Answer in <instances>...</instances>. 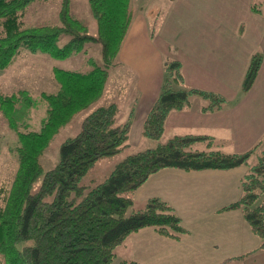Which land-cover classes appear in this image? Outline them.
Wrapping results in <instances>:
<instances>
[{
	"label": "trees",
	"instance_id": "trees-1",
	"mask_svg": "<svg viewBox=\"0 0 264 264\" xmlns=\"http://www.w3.org/2000/svg\"><path fill=\"white\" fill-rule=\"evenodd\" d=\"M34 1L0 0V69L11 63L21 47L45 51L60 59L96 42L101 45L102 61L91 62L92 66L83 72L55 69L59 89L41 96L47 109L40 128L17 130L12 150L18 168L12 182L0 189L4 192L0 205V264H111L115 248L143 227L176 236L183 230L165 202L150 198L142 210L127 213L132 204L130 194L162 169H231L248 164L251 153H225L210 149L211 141L205 137L175 136L127 155L103 180L85 184L82 179L87 171L99 159L119 153L128 140L129 123H118L117 105L107 102L85 116L79 132L61 144L56 165L43 171L39 157L52 136L103 96L109 67L118 57L131 12L130 0H87L97 24L96 35H91L71 13L70 0H61L59 23L25 25L27 9ZM63 35L69 39L60 45ZM260 62L261 56L253 55L243 79L244 91L252 85ZM182 81L180 63L166 60L159 95L143 122L144 136L160 139L169 112L186 108L194 92L210 99L207 109L220 106V99L212 93L188 89ZM20 94L23 91L0 99L6 114L15 110ZM201 139L208 141L209 150L191 148ZM241 188L242 197L226 208L241 207L251 231L264 238V199L258 202L264 196V149L249 165Z\"/></svg>",
	"mask_w": 264,
	"mask_h": 264
},
{
	"label": "rangeland",
	"instance_id": "rangeland-1",
	"mask_svg": "<svg viewBox=\"0 0 264 264\" xmlns=\"http://www.w3.org/2000/svg\"><path fill=\"white\" fill-rule=\"evenodd\" d=\"M155 1L145 0L147 4L144 5V8L146 9L150 3L154 4ZM162 2L167 3V0ZM262 5L264 2H258V6ZM60 6L61 0H35L29 5L23 21L27 26L57 24L59 23ZM69 9L87 27L89 34L96 35L97 24L87 0H70ZM157 24L154 28L161 31L163 27V30L168 32L166 30L170 26L167 24L157 26ZM68 39V36L63 35L59 44L63 45ZM101 61V45L96 42H89L83 51L60 59L52 58L45 51H34L21 47L11 63L6 68L0 69V99L23 91V95H19L15 110L9 111V114H6L1 108L4 104H0V189L1 185L5 187L12 182L18 168V158L12 150V146L16 143L17 130L20 128L21 130L39 129L47 109V104L41 99V96L43 93H55L59 89L58 82L54 77V70L83 72L92 66L91 62L99 63ZM124 68H126L124 65L113 61L109 67L107 84L117 81L118 76L122 78L125 76L127 80L130 79L126 94L135 96L137 94L135 89L137 76L131 71H125ZM104 91L105 88L100 100L75 114L52 136L39 157L43 171L56 165L59 160L61 144L79 132L85 116L100 104L106 103ZM117 91L118 86L115 84L113 92ZM24 99L26 100L23 101ZM226 105L223 104L221 107ZM121 110H123V105H121ZM169 138H171L170 134L163 133L160 139L155 140L144 136L140 131H134L133 134L128 135L126 146L119 153L99 159L87 171L82 180L85 184H96L107 177L127 155L154 147L158 143H165ZM201 140L192 144L191 148L209 150L208 141L202 143L203 140ZM210 143V149L225 153L249 151L251 155L248 164L231 169L183 170L168 168L165 170L167 172H162V180L159 184L144 185L154 173L151 174L134 193L130 194L132 204L128 207L127 213L142 210L148 199L158 198L165 202L179 218L183 231L172 236L162 235L152 227H143L130 234L122 244L115 248V258L111 264H120L122 261H133L137 264H216L220 262L222 254L236 244L238 247L253 244V248L244 259L234 256L218 264H264V247L262 246L264 238L252 231L250 237H245L242 234L243 229L249 225L243 218L242 208H226L242 197L241 179L244 178L249 165L251 166L257 161L260 150L264 149V139L240 152L226 147L225 143L218 148H214L215 145L212 141ZM211 171L232 175L227 183H224L225 190L217 193L212 179L201 174L211 173ZM3 196L4 192H0V205ZM262 199L264 196L258 202L260 203ZM218 206L219 210L215 212L214 207ZM223 222L227 224L235 222L237 228H229ZM204 223H207L208 227H202ZM203 241L209 243V253L201 249L203 246L200 243Z\"/></svg>",
	"mask_w": 264,
	"mask_h": 264
},
{
	"label": "crops",
	"instance_id": "crops-1",
	"mask_svg": "<svg viewBox=\"0 0 264 264\" xmlns=\"http://www.w3.org/2000/svg\"><path fill=\"white\" fill-rule=\"evenodd\" d=\"M162 1L156 0L146 9L145 0L129 1L131 22L114 63L124 65L125 71L137 76V94H126L130 79L125 76H118L112 83L106 81L104 86L106 103L117 105L118 123H129L130 135L134 131L142 133L143 122L159 95L164 62L172 59L180 63L184 87L212 93L221 103L209 110L210 99L194 92L186 108L169 112L164 124L166 135L205 137L214 143V148L225 143L235 152L263 141L264 5L258 6V2L264 0ZM156 24H167L170 28L168 32L163 27L159 31L154 28ZM257 54L261 56L259 70L249 90L244 91L245 73L251 58ZM115 84L118 91L114 93ZM223 104L227 105L222 108ZM166 169L154 173L144 185L159 184ZM201 174L212 179L217 193L225 190L224 183L232 176L215 171ZM218 208L214 207L215 212ZM223 224L237 228L235 222ZM202 227H208L207 223ZM242 234L250 237L251 229L245 227ZM200 244L209 253V243ZM252 248L253 244L240 247L236 244L222 254L220 262L234 256L244 259Z\"/></svg>",
	"mask_w": 264,
	"mask_h": 264
}]
</instances>
